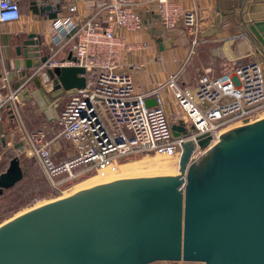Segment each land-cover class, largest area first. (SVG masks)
Returning a JSON list of instances; mask_svg holds the SVG:
<instances>
[{
	"label": "water",
	"instance_id": "95a60500",
	"mask_svg": "<svg viewBox=\"0 0 264 264\" xmlns=\"http://www.w3.org/2000/svg\"><path fill=\"white\" fill-rule=\"evenodd\" d=\"M245 1L219 0L214 26L198 37L232 23L236 35L252 43V63L264 80V8L259 7L264 0H252L246 13ZM238 7L240 13L233 16ZM39 11L42 16L56 14L60 4L39 0ZM41 45L40 36L28 35L15 46L6 67L19 77L14 85L17 107L35 100L59 121V100L86 87V71L46 67L51 55H41ZM158 45L164 50L161 39ZM156 104L155 98L146 101L147 107ZM7 110L14 119L12 105ZM167 110L171 114L169 106ZM47 116L54 119L49 112ZM171 123L175 137L195 131L182 120L172 118ZM0 134L6 147L2 122ZM210 141L209 136L199 138V146L208 149L194 162V142L183 144L179 175L151 173L104 183L5 223L0 226V264H264V118L221 134L212 147ZM25 175L20 157H13L0 174V195Z\"/></svg>",
	"mask_w": 264,
	"mask_h": 264
},
{
	"label": "built area",
	"instance_id": "2783aa9c",
	"mask_svg": "<svg viewBox=\"0 0 264 264\" xmlns=\"http://www.w3.org/2000/svg\"><path fill=\"white\" fill-rule=\"evenodd\" d=\"M80 1L84 0H76ZM150 1L156 5L166 32L181 29L198 35L196 11H186L174 0ZM101 5L97 15L81 19L74 3L68 7V15L52 20L54 47L61 50L68 46L77 61L50 57L45 66H79L86 71V87L68 99L59 113L58 137L71 143L73 156L56 163L45 132L28 136L31 154L56 190L63 191L62 187L94 172L115 171L136 155L161 153L180 159L188 141L195 144L190 157L194 162L208 149L199 146V138L209 136L212 147L226 129L264 117V80L253 63L219 75L206 69L193 87L180 85L178 76L173 75L158 87L136 92L131 76L121 68L127 52L140 46L128 42L127 37L143 29L144 19L137 12L136 0H101ZM21 17L18 0H0V23L17 22ZM147 47L148 43L141 44V48ZM167 90L172 91L182 117L170 116L164 97ZM152 98L157 104L147 107L146 101ZM17 103L16 91L5 97L0 94V114L12 105L17 119ZM172 118L177 123L182 120L187 128L194 126L195 131L175 137Z\"/></svg>",
	"mask_w": 264,
	"mask_h": 264
},
{
	"label": "crops",
	"instance_id": "0c3cea01",
	"mask_svg": "<svg viewBox=\"0 0 264 264\" xmlns=\"http://www.w3.org/2000/svg\"><path fill=\"white\" fill-rule=\"evenodd\" d=\"M174 1H178L186 11H196L198 35L188 31L184 32L181 29L166 32L158 19L156 5L150 0H136V9L144 19V27L138 33L128 35L127 39L128 42L140 46L136 50L127 52L121 68L125 75L131 76L136 92L158 87L173 75L180 78V73L185 68L188 70L193 64L195 65L194 72L212 69L215 74L219 75L256 60L252 43L245 35H236V27L232 23L218 26L216 32L209 37H198L200 33L208 31L214 26L215 10L219 0ZM18 2L22 14L21 19L12 23H0V86L6 84L9 90H14V85L19 81V77L12 74L14 70H8L6 67L9 61L12 63L16 45L28 35L34 34L42 39L41 55H51L56 61L69 58L72 54L68 46L59 50L52 43V20L60 15H68V7L74 3L78 7L77 15L81 19L97 15L102 6L101 0H84L78 3L76 0H49L53 4L59 3L60 11L56 14L42 16L39 11V0H18ZM251 3L252 0L244 2L242 9L245 13L248 12ZM259 5L262 10L264 5ZM235 10L236 13L233 16L240 13V7ZM159 39L165 44L164 50L159 48ZM142 43H148V47L141 48ZM206 57L208 60H205ZM193 70L192 73L186 74V81H183L182 84L190 87L195 85L197 77H194ZM10 75L12 76L10 77ZM5 78H7V83ZM30 86L35 90L33 82L30 83ZM49 89L47 87V91H50ZM65 96L59 100L56 108L58 114L67 100ZM164 97L167 106H172L174 102L172 91L164 92ZM49 110V107L46 110L41 109L35 100L25 101L18 106L19 117L11 119L9 110L4 109L0 114V122L3 124L5 137L9 133L8 127L11 128L18 123L21 124L19 128L24 127L23 131L20 130L22 134L15 129L10 132V135L21 134L22 136L26 134L28 138L36 131L48 130L49 126L52 127L53 122L58 121L56 115ZM48 112L54 119H48ZM20 145L23 143H19L17 147ZM56 149V147L51 148L53 156Z\"/></svg>",
	"mask_w": 264,
	"mask_h": 264
},
{
	"label": "rangeland",
	"instance_id": "374dc122",
	"mask_svg": "<svg viewBox=\"0 0 264 264\" xmlns=\"http://www.w3.org/2000/svg\"><path fill=\"white\" fill-rule=\"evenodd\" d=\"M205 60H208V58L206 57ZM194 67L195 65L193 64L188 70L187 68H185L184 71L180 73V78L178 79L180 85L186 86L182 84V82L186 81V74L192 73L191 71ZM193 73L194 77H197L198 79L199 75L202 72H194L193 70ZM13 91L14 90L12 89L9 90L8 86L5 88L3 86H0V94L4 97ZM72 96L73 95H66L65 97L68 100ZM169 108L171 111L170 116H172L173 118L174 116H183V113L177 106L176 102H173L172 106L170 105ZM20 126L21 124L18 123L16 125L11 126V128L8 127L7 130L9 131V133L6 137V143L8 145H6V147L3 146L0 135V174L7 169L10 160L15 156L20 157L22 168L26 170V175L24 176L21 182H19L12 189L6 190L2 195H0V226L32 209L57 201L59 199L70 197L76 194L77 192L84 190L85 188L88 189L107 182L109 183L123 179L137 178L151 173H173L177 175L180 174V171L178 169L180 168L178 164L180 159L178 156H168L166 154L161 153L136 155L120 163L119 167H117L115 171L104 170L100 172H94L86 175L85 177L79 180L74 181L69 185L62 187L61 189L63 191L61 193L53 187L39 160L33 154H31V143L27 138L26 134L21 136L22 132H20V130L23 131L24 127L19 128ZM240 126L243 125H235L231 128L226 129L223 133L229 132L232 129ZM15 129L18 130L21 134H16V136L10 135V132L14 131ZM48 130L39 131H46L45 133L47 135V138L51 141L50 148H57L53 156L54 161L56 163H61L70 159L74 153L73 147L70 142L65 141L61 137H58L61 131V124L59 123V121L53 122L52 127L50 128L49 126ZM21 142L24 146V151L22 152L20 151L19 147H17V145ZM174 163H177V166H175ZM164 164H168V166L170 167L167 166V168L169 169H165ZM153 166H155L156 168ZM153 264L203 263L155 262Z\"/></svg>",
	"mask_w": 264,
	"mask_h": 264
},
{
	"label": "bare ground",
	"instance_id": "6f19581e",
	"mask_svg": "<svg viewBox=\"0 0 264 264\" xmlns=\"http://www.w3.org/2000/svg\"><path fill=\"white\" fill-rule=\"evenodd\" d=\"M157 158H158V157H157ZM175 160H176V159H175ZM156 161H157V159H156ZM158 162H159V161H158ZM174 162H175V161H174ZM176 162H177V161H176ZM170 163H171V162H170ZM174 164H175V166H177V163H174ZM174 164H173V165H174ZM178 164H179V162H178ZM156 165H157V162H156ZM156 165H155V166H156ZM173 165H172V166H173ZM155 166H153V167H155ZM167 166H168V164H164V168H165V169L167 168ZM157 167H158V166H157ZM168 167H170V166H168ZM155 168H156V167H155ZM159 169H160V168H159ZM162 169H163V168H162ZM167 169H169V168H167ZM175 169H176V168H175ZM178 169H179V168H178ZM173 170H174V168H173ZM168 172H169V171H168ZM107 183H108V182H107ZM103 184H104V183H103ZM100 185H101V184H100ZM96 186H98V185H96ZM85 189H86V188H85Z\"/></svg>",
	"mask_w": 264,
	"mask_h": 264
}]
</instances>
